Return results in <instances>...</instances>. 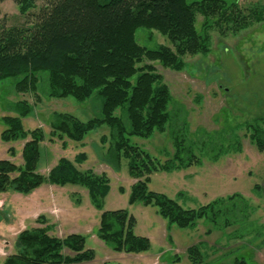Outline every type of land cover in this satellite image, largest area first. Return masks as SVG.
Segmentation results:
<instances>
[{"label":"rangeland","instance_id":"obj_1","mask_svg":"<svg viewBox=\"0 0 264 264\" xmlns=\"http://www.w3.org/2000/svg\"><path fill=\"white\" fill-rule=\"evenodd\" d=\"M233 1L234 8L227 4L222 17L195 14V31L205 39L207 36V47L204 52L184 54L181 71L153 63L170 92L166 110L169 120L146 138L128 137L129 143L157 166L173 159L177 145L190 149L196 157L194 161L187 166L189 156L185 153L182 167L151 173L148 190L163 194L188 210L220 199L214 215L222 229L205 219L190 228H179L160 218L155 207L130 205V188L137 180L129 175L128 160L115 158L114 140L106 125L86 134L81 142L64 140L65 148L50 135V124L59 115L69 114L81 122L99 118L102 99L97 91L84 100L72 96L55 98L50 94L48 80L42 76L37 78L35 90L26 92L17 91L15 80L0 82V133L4 130L2 117H13L16 105L27 109L21 118L24 131L39 129L43 133L38 174L46 176L61 158L72 162L84 154L85 162L75 167L107 178L109 192L100 210L90 204L86 189L78 185H41L60 189L51 195L46 193L49 203L57 206L52 211L57 215L56 218L53 214L56 222L47 224L50 234L59 238L72 233L85 236L86 248L95 254L91 264H152V259L154 264H194L186 256L187 248L193 245L201 246L203 264H236L238 259L247 264H264V201L253 189L261 185L264 177V151H258L249 139L256 125L264 131V18L259 20L264 0ZM42 4L40 0L34 2L31 13H36ZM236 6L245 15V27L231 21L240 19L235 16ZM24 18L15 0L1 4L0 21L7 26L19 25ZM135 40L147 49L170 46L158 31L144 28L136 31ZM29 140L28 136L5 142L0 137V161L21 166L22 149ZM117 210H127L135 219L134 234L150 242L146 253H115L96 237L101 213ZM15 225L20 232L24 229L20 221ZM237 232L240 234L234 236ZM5 245L0 246V264L15 252L7 251ZM62 253L70 255L65 249Z\"/></svg>","mask_w":264,"mask_h":264},{"label":"trees","instance_id":"obj_2","mask_svg":"<svg viewBox=\"0 0 264 264\" xmlns=\"http://www.w3.org/2000/svg\"><path fill=\"white\" fill-rule=\"evenodd\" d=\"M4 1L9 0H0V6ZM36 1L15 0L25 17L23 23L7 26L5 21H0V82L15 80L17 91L26 92L35 90L37 78L42 76L48 80L50 94L55 98L72 96L84 100L97 91L102 99L99 118L81 122L69 114L59 115L50 124V135L65 148L64 140L81 142L86 134L106 125L114 140L115 158L127 159L129 175L137 180L130 188V205L155 207L160 218L179 228H190L205 219L222 229L214 215L219 210L216 203L220 199L188 210L175 200L148 190L151 173L182 167L185 153L189 156L187 166L196 159L190 149L177 145L173 159L157 166L147 154L132 146L128 137L146 138L169 120L166 110L170 92L153 63L181 71L184 54L204 52L207 47V36L205 39L195 31V14L222 17L227 4L232 9L236 3L233 0H40L42 6L31 13ZM234 12L240 19L231 21L240 23V28L247 26L240 8L236 6ZM259 17V20L264 18V11ZM141 28L158 31L170 46L156 49L140 46L135 34ZM13 111L16 113L13 117H2L4 130L0 137L5 142L28 136L30 140L22 149L21 166L0 161V193L27 195L44 183L59 187L78 185L86 189L90 204L100 210L109 192L107 178L75 167L85 162L84 154L77 155L72 162L61 158L46 176L38 174L43 133L39 129L24 131L21 122L27 114L24 105H16ZM249 139L258 151H264V131L257 125ZM143 175L146 177L142 179ZM259 188V185L253 187L258 195ZM35 223L38 227L17 235L15 252L6 256L2 264H91L94 260L93 250L85 246V236L51 235L42 216ZM134 226L135 219L127 210L104 211L99 217L96 237L115 253H146L150 242L135 235ZM237 234L240 233L234 236ZM64 249L70 255H63ZM186 256L194 264H203L205 257L200 245L187 248ZM236 264L247 263L238 259Z\"/></svg>","mask_w":264,"mask_h":264},{"label":"crops","instance_id":"obj_3","mask_svg":"<svg viewBox=\"0 0 264 264\" xmlns=\"http://www.w3.org/2000/svg\"><path fill=\"white\" fill-rule=\"evenodd\" d=\"M262 179L261 185L258 184L261 196L259 199L264 201V177ZM46 186H41L29 195L12 192L0 195V246L7 244V247L6 245L4 246L7 251H14L15 239L20 233L17 230V225H15L17 221L21 222L23 230L38 227L35 221L40 216L46 220L48 225L56 222L57 215L56 213H52L53 209H57L56 203L50 204L48 198L46 199V193L49 191L51 195L52 191L57 192L60 189L51 187L50 185L46 188ZM12 234H14V238L9 240L8 238ZM151 263L154 264V259L151 260Z\"/></svg>","mask_w":264,"mask_h":264}]
</instances>
